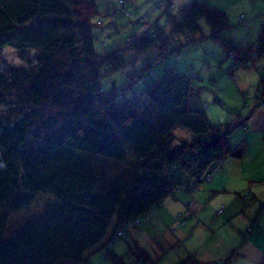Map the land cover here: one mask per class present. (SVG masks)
Masks as SVG:
<instances>
[{
	"label": "trees",
	"instance_id": "trees-1",
	"mask_svg": "<svg viewBox=\"0 0 264 264\" xmlns=\"http://www.w3.org/2000/svg\"><path fill=\"white\" fill-rule=\"evenodd\" d=\"M78 1L0 0V51L14 48L19 54L17 64L0 62V264H91L87 254L105 241V257L123 264L112 242L151 220L168 196L177 191L194 195L219 173L225 158L243 157L248 117L239 112L233 122L214 124L207 104L194 102L198 79L193 71H179L174 63L164 65L156 78L152 73L156 63L166 64L167 56L204 39L226 48L222 61L229 67L239 63L249 69L264 44L263 34L252 46L237 47L226 36V9L207 0H184L175 15L172 0H166L170 28L159 27L127 43L134 59L124 55L125 49L101 56L93 28L74 8ZM125 1L119 0L120 6ZM147 50L155 60L164 56L137 75L142 93L127 94L115 84L102 87L105 65L120 69ZM250 58L251 64L241 66ZM229 67L219 64L222 73L234 76ZM258 85L254 96L262 104L264 76ZM237 128L245 135L235 145L231 140ZM179 129L190 138H180ZM131 154L134 170L110 178V163L127 162ZM45 194L59 203L5 237L10 214L28 209ZM195 206L194 199L188 200L174 215L173 226L187 225ZM224 209L221 205L217 214ZM134 246L135 264H155L145 249ZM177 264L204 263L189 253Z\"/></svg>",
	"mask_w": 264,
	"mask_h": 264
},
{
	"label": "rangeland",
	"instance_id": "rangeland-1",
	"mask_svg": "<svg viewBox=\"0 0 264 264\" xmlns=\"http://www.w3.org/2000/svg\"><path fill=\"white\" fill-rule=\"evenodd\" d=\"M207 1L211 5H218L219 7H223L224 9L229 7V20L236 24L240 20L241 13H244L247 16V21H249L251 17L250 12L247 13L245 11H241L242 9L249 7L242 6V3H237V0ZM182 2H184V0H172V9L175 10V15L179 14V9L181 8L180 5H183ZM77 5L78 7L74 6V8H76L77 11L80 13V20L84 24H86V26H90L93 28L95 49L96 52L101 56L108 55V53L119 49L127 50V43H132V40L135 37L141 38L145 32L154 33V31H156L159 27L164 28L166 26H169L170 28L171 25L170 20L168 21V13L164 11L168 6L166 0H126L124 3L121 4V6L119 4V0H79ZM95 5L98 6L100 10L99 13L95 9ZM123 8H126L128 13L122 11L121 9ZM110 27L113 28V30ZM203 31L205 34H208L210 32L206 24H203ZM198 43L199 41L194 40L185 47H183L178 55L167 56L165 59L166 64L160 62L156 63V66L153 68L154 72L152 74L155 75L153 77L156 78L158 75H161L163 73L165 69L164 65H172L175 63L178 65L177 70L179 69V71L186 72L193 71L198 79L197 81L200 84L205 85L206 83V86L211 85V87L215 90L213 91V94L216 96V93L218 91L223 97L222 99H224V104L215 102L212 92L210 90L203 89L202 94L204 97L203 101H205L204 103L208 102L209 104L211 103V105H214L212 106L211 110L209 108L206 109L209 117L211 115H214V117L219 116L221 120L220 122L225 123L226 120L229 119V117H234V114H231L230 112L233 111L231 108L235 107H237L240 113H243L245 111V113L247 114L249 108L245 104L247 103V105L250 106V102L252 101L251 98H253L254 91L258 92V90L260 89L259 85L255 89L254 85L256 84L257 80L256 78L252 80L254 74L251 73L250 75V85H252L253 88L251 92L249 89H246L247 92H245V96L240 92L239 95L235 93L238 88V83H235L234 81L237 80L238 73L242 70V68L237 67L236 65L229 67V63L222 64L223 69H226L228 66V70L233 72L234 76L231 77L234 80L227 74L226 76H221L219 79L216 77L220 86L216 85L213 80L210 81L207 80V78L203 79L208 70L220 71V69L218 61H215L213 63V60L208 62L207 57H205L204 59L202 58L203 53L199 52L198 48L200 44ZM124 55L129 58L134 56V52L129 49L124 52ZM162 55L164 56V52L161 53V55L157 56V59L155 60L153 51L147 50L137 57V62L134 64L129 61V63H127L125 67H122L117 70L108 69V66L105 65L102 69V87L104 89H108L112 88L115 84L120 91L126 89L125 92H127V94L132 92L139 94L142 93L144 86L139 82H136L137 75H140V72H142V70L146 67L148 63L154 61L156 62L162 59ZM18 57V51L14 48H7L5 50L0 51V62L2 63L10 62L17 64L19 63ZM134 58L135 57H132V59ZM256 60V63L253 60L254 64L259 65V67L262 66L260 63V57L256 58ZM255 65L251 68H255ZM240 73L242 78L246 77V71L242 70ZM258 74H260V78L264 76L263 71H261V73L259 72ZM131 75L134 79L133 83L130 81ZM227 78L231 82H229ZM243 81L246 80L243 79ZM130 82L131 86L127 87V83ZM257 100L259 101V103H256L252 107V112L256 111L261 105V99L258 98ZM177 135H179L180 138L184 139L190 138L188 133L182 130L180 131V129L177 130ZM244 135L245 134L241 131V129L237 128L233 132L232 142L237 145L244 138ZM132 158H136L134 154H131L129 156V160L127 162H111L109 165V177L112 178L121 174H123L122 176L127 177L128 173L130 174L135 167V160L132 161ZM58 203L59 201L56 196L52 194H45L39 196L28 209L18 213L10 214L5 230V237H11L14 233H16L19 228L23 227L27 222L36 218H40L41 214L43 215L44 211L47 208L55 206ZM155 215L156 213L152 216V218ZM195 217L196 215H193L192 219ZM145 223L146 222L143 223L142 227H130L128 229L129 236L126 239L117 240L116 244L114 245L113 250L117 255L122 258L123 264H135L136 259L134 257L135 255L133 254V252L135 251V240H138V242L136 243L139 245L140 248L145 249L147 251V253L155 261V264H177L179 261L187 257V255L189 254V252L187 251L188 242L192 239V228L186 230V225L173 226V224H170V227L162 226L160 229L158 227L156 229L150 227V230L143 231ZM181 228L182 231L186 232L185 236L183 237L179 234ZM147 232L151 233L150 236ZM178 237L181 238V240L178 241L176 239ZM107 244L108 242L105 245ZM105 245H103V248L105 247ZM130 248L133 249L130 250ZM219 251L220 244H218L217 246V252L215 253V255H219ZM200 252L204 253L202 249H200ZM104 253L105 249L100 250V248H94L87 254V256L89 257L91 264H115L113 259L105 257ZM234 253H237V251L233 252V254Z\"/></svg>",
	"mask_w": 264,
	"mask_h": 264
},
{
	"label": "crops",
	"instance_id": "crops-1",
	"mask_svg": "<svg viewBox=\"0 0 264 264\" xmlns=\"http://www.w3.org/2000/svg\"><path fill=\"white\" fill-rule=\"evenodd\" d=\"M237 3L248 6L249 8L241 11L250 12L251 17L247 21V16L241 13L237 24L229 20L230 26L226 31V36L237 47L247 48L255 44L264 32V0H237ZM228 9L229 7L226 8L227 13ZM199 43L198 50L203 53V59L207 57L208 62L213 60V63L215 61H218L219 64L228 63L222 61L226 54V48L219 42L204 39ZM256 68L258 69L256 65L255 68H242L247 73L245 78L241 76L242 70L238 73L237 80L234 81L238 83L235 92L237 95L239 92H247L246 89L251 92L253 88L250 85L251 73L254 74L252 80L255 78L257 80H255L256 84L254 85L255 89L257 88L260 74ZM221 76H226V74L218 70H208L203 79L213 80L216 85L220 86L218 79ZM228 81L231 82L229 79ZM195 82L197 91L193 99L195 104L202 106L205 102L203 101V89L210 90L212 94L215 90L211 85L207 84L208 86H206V83L202 85L197 81ZM254 95L248 107L249 111L247 114L245 111L242 113L248 117L247 122L250 126L243 157L225 158L221 163L219 173L213 177L210 183L204 184L196 190L194 195L177 191L168 196L163 208L160 209L161 211L156 210L153 213L156 215L147 221L143 227V231H147L150 230V227L160 229L162 226L174 225V215L184 210L188 200L194 199L197 204V213L196 217L186 225V230L192 228V241L188 242L187 251L198 257L204 264H264V103L249 116L252 107L259 103ZM213 96L215 102L225 103L218 91L216 96L214 94ZM206 104L210 110L214 106L208 102ZM231 109L233 111L230 113L234 114V117H229L226 122L235 121L236 114L239 113L237 107ZM211 116L208 117L212 123L221 124L219 116ZM221 205H225V209L222 214L218 215L217 211ZM252 224V230L248 233L247 229ZM147 233L150 236L151 233ZM185 233L181 228L180 236H185ZM176 239L181 240L179 237ZM106 242L100 244L102 246L99 245V248H103ZM134 242L136 243L138 240ZM115 244L116 242H112L110 245L113 248ZM218 244H220V253L215 255ZM200 249L204 253H201ZM236 251L237 253L233 254Z\"/></svg>",
	"mask_w": 264,
	"mask_h": 264
},
{
	"label": "built area",
	"instance_id": "built-area-1",
	"mask_svg": "<svg viewBox=\"0 0 264 264\" xmlns=\"http://www.w3.org/2000/svg\"><path fill=\"white\" fill-rule=\"evenodd\" d=\"M258 47H260V46H258ZM261 48L257 50L259 52L255 51L254 55L252 57L254 58V61L256 60V58L260 57V59H261L260 63H261L262 66H260V67L258 66V69L264 72V44L262 45ZM251 60H252V58L248 59L247 62H244L241 66L247 67L246 66L247 64H249V63L251 64V62H252ZM233 65H236L238 67L239 63H233L232 66ZM123 229H124V226L121 227L119 235L123 234Z\"/></svg>",
	"mask_w": 264,
	"mask_h": 264
}]
</instances>
